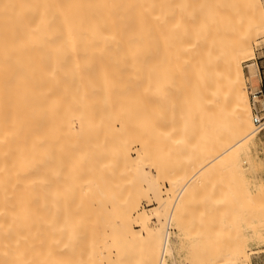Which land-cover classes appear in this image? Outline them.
<instances>
[{"label":"bare ground","instance_id":"bare-ground-1","mask_svg":"<svg viewBox=\"0 0 264 264\" xmlns=\"http://www.w3.org/2000/svg\"><path fill=\"white\" fill-rule=\"evenodd\" d=\"M238 2L0 0V175L30 174L39 186L49 264H178V250L185 264L250 263L262 225L246 228L243 245L212 239L228 231L226 200L208 213L195 203L214 235L183 225L192 177L250 150L258 130L243 62L256 56L264 17L233 16ZM151 101L162 137L207 117L212 150L186 183L163 166L154 176L144 160Z\"/></svg>","mask_w":264,"mask_h":264},{"label":"rangeland","instance_id":"rangeland-1","mask_svg":"<svg viewBox=\"0 0 264 264\" xmlns=\"http://www.w3.org/2000/svg\"><path fill=\"white\" fill-rule=\"evenodd\" d=\"M254 1V3L251 2L250 5H248L249 3H247V0L246 2L245 0H240V3L238 2L239 4H237L238 6L236 5L237 7L232 8L231 14L236 17L238 15L244 14L246 16L243 15L242 17H238L247 20L248 16H250L246 14L248 13V11L252 13V16L254 12L258 13L259 11L260 14H258L261 17H264V0ZM243 19L241 20L242 23L244 21ZM236 21L237 20H234L235 24L240 23V21ZM235 24L233 23V25ZM240 26L237 27L238 32L243 27L242 26L240 28ZM238 28L240 29L238 30ZM258 31L259 33L254 39L256 56L243 62L245 73L248 77L246 78V89L248 90V94L250 97L252 115L254 110L250 92L259 90L261 88V79H263L264 81V26H262ZM249 64H254L252 67L255 68L256 73L254 72L255 75L253 74V76H251L249 73ZM262 87H264V85ZM151 103H154L155 105H152L150 109L153 108V106L154 108L157 107V103L155 101H151ZM154 108L151 110L150 117L152 121L150 120V122H155L152 125L151 123H149L151 126H155V124L159 123L160 121L159 119L156 120V118H158L157 110L159 109L158 107L157 110H155ZM258 108H264V96L262 95L259 97ZM154 111L157 112L155 113ZM152 112L155 115L152 116ZM206 119L207 117L205 119H201L199 115L197 116V118H192L193 124L191 122V124L189 123L191 126H189V132H187L186 134L183 133V136L180 135V137H176L178 135L176 132L168 133V137H162V134L159 133H161V130H164L159 127V124L155 126L157 127V129L153 128L154 126L149 127L152 128L153 131L152 129H150V133L146 138H148L149 144L151 143L150 145L152 150L151 153L149 152V154L144 157V160L149 165L150 171L154 176L157 175V166L167 167L170 172H172L173 170H177L181 173V177H184L182 181L185 183L189 181V177L191 176L192 172V175L197 174L194 172L198 171V169H200L201 167L198 165L199 161L202 157L208 156L212 150L210 149V144L214 134L212 135L207 132L208 124H206L205 122ZM195 127L196 131L193 133L192 130H195ZM154 130L159 131L154 132ZM151 131L154 133H152ZM156 133L158 135H156ZM174 139H176L177 141L179 139V142L174 141ZM252 140L249 142L250 150H243L242 152H240L239 157H235L234 159L227 161L226 163L216 161L212 163L213 165L211 164L212 166H209L207 164L208 167L205 166L207 168L204 167V169L200 170L195 177L191 176L192 180H190V182L192 183V185L194 184V188L192 189V191H190L191 186H189L190 189L189 187L187 189H189V192H191V194L193 193L191 195L192 201H190L192 202L190 205L192 209L190 208L187 210L189 212H187V214L185 213L186 216H183L185 221L183 222L182 219V222L183 225L184 223L186 225L185 230L187 227L189 228L191 224H193L194 227L192 225L191 227L194 229H187V232L188 230H190L189 232L191 234H198L199 232L200 236L202 234L201 232L206 231L208 233V225L206 224L207 221H205L207 219V216L205 218L203 216L206 215L204 214V212L208 213L209 208L218 206L217 205L212 207V203L215 199L226 200L229 203V205H225L228 206L227 209L229 211L226 212L229 213L231 217L229 216L230 218L228 220L226 219L225 222V224L228 226H226L228 228V231L224 233H226L227 235L223 233L225 235L224 236L222 235V233L220 234L218 232L219 236H223V239L221 236L218 237V235H216L217 231H220L217 230V228H220V226L214 227L212 221L210 222L211 226H213L212 229L215 230L216 228L217 230L214 231L216 236H214V238L212 237V239H214V242L218 241L219 243H221L222 241L226 240L228 243L230 242L229 244L232 243V245L234 244L238 246V243L239 245H243L247 241L246 228L249 227L250 224H253L254 226L262 225L264 228V129L257 130ZM136 151L141 152L142 150L135 144L133 145L132 149L133 157L137 155ZM166 171L168 170L166 169ZM15 172V170H6L5 173L10 178H8L6 174L0 175V264H49V250L48 246L44 242V225L42 219H40V217L46 212V208L40 202L39 186L37 184H34L32 175H25L21 173L20 175H18V177L15 178ZM163 185L162 187H164V190L167 189V186H170L167 182H164ZM182 185L180 184V189ZM177 190L175 192L176 195L179 192ZM183 195L184 194L182 193V197L184 198ZM186 195H188V193L185 194V196ZM194 200L196 202H194ZM202 200L206 201V203ZM211 200L213 201L211 202ZM198 201H200V203L202 202L201 204L204 203L203 208L205 210L203 208L200 209L203 206H201L200 203V205H195V203H197ZM141 204L147 209L151 207L148 199L145 198L142 199ZM221 207L222 209H224L223 205ZM207 208L208 211H206ZM218 209L221 211L219 207ZM218 209H212L214 211H212V215L215 213L217 214ZM202 210H204V215L202 214ZM193 214L195 215V217H193ZM190 216L193 219H191ZM196 219L199 222L193 221ZM208 220L210 221V219ZM153 221L156 222L155 219H153ZM191 221L194 223H192ZM202 221L203 224L205 223V226H203L205 227V229L202 227ZM209 221L207 222L208 224ZM155 222H152V224H154ZM262 226L261 228L259 226L260 230H262ZM198 227H202V229H199ZM224 230H226V228ZM191 231H193V233ZM209 231V233L211 234L213 230ZM212 234L214 235V233ZM210 237L211 236H209L208 238ZM215 238H221V242L219 240L215 241ZM244 238H246V241H244ZM208 240L209 239H207V241ZM236 240L239 242H236ZM208 242L207 244L209 245ZM174 243L177 248H180L177 240L174 239ZM229 244H226V246H229ZM250 247L252 251H257L252 255V259L249 264H264V241H252L250 243ZM226 252L227 251H225V253ZM185 253L186 252L184 250H178V264H185Z\"/></svg>","mask_w":264,"mask_h":264},{"label":"built area","instance_id":"built-area-1","mask_svg":"<svg viewBox=\"0 0 264 264\" xmlns=\"http://www.w3.org/2000/svg\"><path fill=\"white\" fill-rule=\"evenodd\" d=\"M251 100H252V106H253V116L254 121L257 126L258 130L264 129V108L259 109L258 108V101L259 97L262 95L264 96V87H261L259 90L253 92H250Z\"/></svg>","mask_w":264,"mask_h":264},{"label":"crops","instance_id":"crops-1","mask_svg":"<svg viewBox=\"0 0 264 264\" xmlns=\"http://www.w3.org/2000/svg\"><path fill=\"white\" fill-rule=\"evenodd\" d=\"M264 85V81L263 79H261V87Z\"/></svg>","mask_w":264,"mask_h":264}]
</instances>
